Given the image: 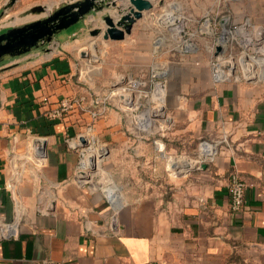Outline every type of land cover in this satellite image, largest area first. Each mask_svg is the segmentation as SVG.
<instances>
[{
  "label": "crops",
  "instance_id": "crops-1",
  "mask_svg": "<svg viewBox=\"0 0 264 264\" xmlns=\"http://www.w3.org/2000/svg\"><path fill=\"white\" fill-rule=\"evenodd\" d=\"M253 2L259 10L246 17L264 31V0ZM98 17L0 64V221L21 227L17 237L0 241V264H264V84L222 85L212 97H182L169 107L172 139L182 140L189 157L196 139L214 138L220 148L205 169L191 172V157L181 165L169 155L179 147L169 144L167 151L160 139L140 138L128 110L104 106V117L93 120L91 111L100 107L93 101L102 94L76 71L86 65L79 39ZM66 97L83 98L84 108L49 120L47 112ZM92 127L104 130L107 161L118 168L108 190L75 180L80 145L94 141ZM235 171L247 184L238 212L228 194Z\"/></svg>",
  "mask_w": 264,
  "mask_h": 264
},
{
  "label": "rangeland",
  "instance_id": "rangeland-1",
  "mask_svg": "<svg viewBox=\"0 0 264 264\" xmlns=\"http://www.w3.org/2000/svg\"><path fill=\"white\" fill-rule=\"evenodd\" d=\"M70 1L72 0H17L12 7L6 8L10 0H0V30L43 18ZM152 2L153 9L144 12L143 17L134 24L131 34L124 40L111 42L104 40L102 35L88 34L79 39L82 47L85 48L83 59L86 60V65L78 66L76 74L82 76L86 85L93 91L102 94L100 98H95L100 108L108 106L112 109L119 107L128 110L127 121L132 123L137 131L143 132L139 134L140 138L160 139L161 142L166 143L167 151L169 144L176 145L179 150L176 149L175 153L169 150L173 153L169 155L175 160L191 157L193 167L197 168L206 162L205 158L200 159L201 144L215 143L214 140L212 141L214 138L196 139V147L190 152L189 157V152L185 153L180 146L182 140L172 139V129L167 125V118H172L174 110H169V107L180 106L182 97L194 99L205 95L212 97L222 85L231 88V85L247 82L231 79L218 82L211 68V48L222 36L228 38L230 42L232 29L236 26H245L248 21L246 17L248 11L259 10L260 4L254 3L253 0L238 2L152 0ZM37 7H44L45 11L33 12ZM128 7L129 3L126 0H116L114 6L109 3L101 13H97L100 17L97 18L98 23L94 24L103 28L105 24L101 19L102 16L110 15L116 20L121 12L123 14L128 12ZM94 24L91 23L92 29ZM111 81L117 83L124 81L123 85L117 87L120 94L116 96L104 94ZM129 81H137L140 85L132 88L131 94H123L126 91L124 86L127 87ZM155 84L159 87L158 94H152ZM120 95L125 97L126 104L123 103L124 99ZM132 108H138V112L131 114L129 109ZM153 108L159 110V117H155L159 120V124L156 125L151 123ZM103 117L104 113L97 121ZM151 128H157L160 135L159 133L153 136L144 134ZM88 133L94 137L93 142L88 141V146L97 156V163L91 174V182L82 187L108 190L109 182L118 172V168L111 166L107 161L109 153L107 154L106 151L109 148L104 144L106 139L104 130ZM132 134H136L135 130ZM161 150L164 151L162 154L167 155L166 150ZM106 197L110 201L107 195ZM113 202H119V197Z\"/></svg>",
  "mask_w": 264,
  "mask_h": 264
},
{
  "label": "built area",
  "instance_id": "built-area-1",
  "mask_svg": "<svg viewBox=\"0 0 264 264\" xmlns=\"http://www.w3.org/2000/svg\"><path fill=\"white\" fill-rule=\"evenodd\" d=\"M232 39L222 36L218 39V42L213 45L211 68L213 75L217 81L236 80V81H261L264 83V31H260L259 27L252 25L249 21L245 26H236L232 29ZM230 50V54L228 51ZM228 57V60L226 58ZM124 81L115 83L112 86V96L120 94L117 91L118 85H123ZM139 86L137 81H129L123 94H131V89ZM120 89V87H119ZM130 92V93H128ZM124 99V96L120 95ZM84 99L80 97H66L61 99L56 106L47 112V118L49 120L59 121L64 120L68 115L84 108ZM126 104V103H125ZM93 105L98 106L99 102L95 99ZM104 113L103 108H97L91 111V116L96 121L101 114ZM92 128H89L88 132H91ZM84 145L81 143L78 151V165L75 172V180L81 185L85 186L88 182H91V174L94 170L95 164L91 163V158L95 156L92 153L91 147L88 146L89 142ZM206 150L205 159L207 161H213L219 152L220 148L216 143L209 144L203 142L201 149ZM42 150H38L37 157L43 158ZM101 155V154H100ZM97 162L94 160L93 162ZM246 182L240 177L239 173L232 172L230 175V181L228 185V194L230 198L231 209L235 212L240 211L245 205L246 201ZM18 227V230L7 235H3L2 230ZM19 224L16 222H4L0 221V241L7 238H14L18 236ZM35 264H58L51 260H40Z\"/></svg>",
  "mask_w": 264,
  "mask_h": 264
},
{
  "label": "water",
  "instance_id": "water-1",
  "mask_svg": "<svg viewBox=\"0 0 264 264\" xmlns=\"http://www.w3.org/2000/svg\"><path fill=\"white\" fill-rule=\"evenodd\" d=\"M17 0H10L6 8L12 7ZM116 0H72L64 3L53 13L20 26L0 31V64L11 58H16L36 49L44 48L54 42L55 38L68 31L78 23L84 21L88 16L101 13L105 6L111 3L115 5ZM129 3L128 12H122L115 20L110 15L101 17L104 28H91V36L102 35L108 41L124 40L133 29L137 20L143 17L144 12L153 9L152 0H126ZM44 7H37L33 12L42 13ZM263 33V31H261ZM155 117L159 114L155 112ZM170 119L167 118V123ZM84 145H86L84 143ZM177 166V165H176ZM200 168L205 169L206 164ZM197 168H190L195 171ZM53 208L51 204L50 209Z\"/></svg>",
  "mask_w": 264,
  "mask_h": 264
},
{
  "label": "bare ground",
  "instance_id": "bare-ground-1",
  "mask_svg": "<svg viewBox=\"0 0 264 264\" xmlns=\"http://www.w3.org/2000/svg\"><path fill=\"white\" fill-rule=\"evenodd\" d=\"M206 150H208L207 148H205V149H202L201 151H200V159L201 160H203L204 158H205V155H206ZM102 155V154H101ZM95 158H97V156L95 155L94 156ZM90 162L91 163H93V164H95V163H97V162H93V160H90ZM177 163H179V164H181V165H185V164H188V162L186 161V160H177L176 161ZM189 166H191V165H189ZM18 230V227L16 226V227H13V228H11V229H5L4 228V230H2V233H3V235H7V234H9V233H12V232H15V231H17Z\"/></svg>",
  "mask_w": 264,
  "mask_h": 264
}]
</instances>
